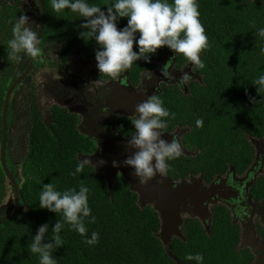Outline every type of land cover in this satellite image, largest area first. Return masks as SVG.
<instances>
[{
  "label": "trees",
  "instance_id": "obj_1",
  "mask_svg": "<svg viewBox=\"0 0 264 264\" xmlns=\"http://www.w3.org/2000/svg\"><path fill=\"white\" fill-rule=\"evenodd\" d=\"M33 1L41 16L38 0ZM108 2L89 0L101 7ZM198 2L200 20L209 40V47L200 53L206 66L204 69L193 67L197 77L186 88L166 84L159 96L164 106L176 114L174 120L169 118L167 130L177 126L185 128L182 141L188 151H195L169 161L167 174L176 179L201 174L209 182L217 175L226 174L232 166L238 174H244L256 161L253 140L264 139V103L254 104L250 100V97L261 100L264 96V91L260 96L251 83L264 73V55L259 53L264 38L253 35L257 28L264 26V0ZM44 4L42 45L50 42L55 45L60 40L67 47L78 44L86 55H94L96 42L79 38L78 25L82 20L77 14L68 10L54 13L51 0H44ZM28 8L24 0H8L0 5V143L5 95L21 57H7V41L12 38L9 21L22 13L33 15ZM126 24L127 18H121L118 27ZM171 54L170 49L162 47L152 55L151 63H134L128 69L133 81L138 82L141 71L154 68L158 60ZM175 60L180 68L190 64L183 54H177ZM31 85L28 104L24 107L16 100L14 106L17 125L28 129L24 141L20 133L18 147L22 154L10 168L13 173L17 166L21 168V211L0 222V264H38L37 256L30 255L26 247L30 234L35 235L40 225L48 223L47 235L53 237L51 228L63 219L60 213L39 207L42 185L52 182L60 191L71 187L78 190L82 180L91 189L89 206L96 217L95 223H88L86 218L87 235L90 238L93 231L98 232L99 242L86 245L84 238L65 224L60 233L63 245L54 252L58 264H197L186 260L189 253H202L203 264H256L253 248L241 245V224L234 220L225 204L214 206L210 229L199 217L185 216L182 237H172L170 254L158 235L162 227L160 213L152 204L142 207L138 194L130 189L127 181L118 179L110 187L106 174L95 172L92 165L86 166L83 173L71 176L77 159L81 160L79 154L94 150L92 141L79 132L78 120L65 108L54 104L49 108V118L46 117L40 101L44 91L41 83ZM10 107L11 104L9 110ZM198 118H203V127L196 126ZM16 138L17 135H11L7 152L14 153ZM8 179L0 159V205L5 200ZM251 195L254 201L264 203V169L253 182ZM261 222H257L256 229L264 241V219Z\"/></svg>",
  "mask_w": 264,
  "mask_h": 264
},
{
  "label": "clouds",
  "instance_id": "obj_2",
  "mask_svg": "<svg viewBox=\"0 0 264 264\" xmlns=\"http://www.w3.org/2000/svg\"><path fill=\"white\" fill-rule=\"evenodd\" d=\"M51 7L54 13L68 10L77 14L82 20L78 25L79 38L85 42H96V68L100 74L113 80L120 78L122 73L138 61L151 63L152 55L162 47H167L173 53L161 69V75L167 79H176L169 71V64L177 54H183L193 67L204 69L206 66L200 53L209 47V40L200 20L198 0H110L104 7L89 3V0H51ZM121 18H127V24L123 28L118 27ZM9 22L12 24V38L7 41V57H38L42 44L40 26L23 13ZM253 35L264 38V26L257 28ZM259 53L264 55V45L259 46ZM147 78L151 79V76ZM192 79L191 73L182 72L176 82L183 88ZM251 83L256 86L260 95L264 91V73L259 74ZM142 94L147 95V90L144 89ZM250 100L254 104H261L264 103V96H261V100L255 97H250ZM103 111L108 114L107 109ZM175 117L176 114L164 106L163 99L157 94L147 96L135 106L130 117L134 132L127 143L136 151L124 159L123 165L134 169L133 174L142 185L147 184L157 173L167 175L168 162L183 154L181 144L175 136H172L170 142L162 138L168 128L169 118L174 120ZM195 124L203 127V118L196 119ZM77 160L74 171L70 172L73 177L83 173L88 165L95 168L88 158ZM99 163L103 164L105 161L101 160ZM117 164V161H113V166ZM90 191L83 180L78 190L71 187L60 191L52 182L42 185L39 207L55 214L60 213L63 219L57 220L51 228L53 237L47 235L50 230L48 223L40 225L35 235L30 234L26 247L30 255L37 256L38 264H58L54 252L63 245L60 233L65 224L78 232L86 245L99 242L98 232L93 231L90 238L87 235L86 218L88 223L96 222L89 206ZM185 258L187 261H196L197 264L204 262L202 253H189Z\"/></svg>",
  "mask_w": 264,
  "mask_h": 264
},
{
  "label": "flooded vegetation",
  "instance_id": "obj_3",
  "mask_svg": "<svg viewBox=\"0 0 264 264\" xmlns=\"http://www.w3.org/2000/svg\"><path fill=\"white\" fill-rule=\"evenodd\" d=\"M39 18L41 19L40 15ZM56 42L57 43L55 45L54 43L51 42L47 43L46 44L47 46H43L42 44L40 45L41 47L40 55L33 59L30 70L25 75L24 79L20 82V84L15 88L14 91H16L17 88L19 87L18 91L16 93L13 91L14 94H12L11 103H10L11 104L10 109L12 111L8 110V139L6 146V161L8 154H9L10 166L12 165L11 163L14 160V159L10 160V157H13V154L7 152L8 151L7 147H8L9 139L11 138V135H13V131L19 128V126L16 123V120H14V115H13L16 100L19 101L24 107L28 104L29 102L28 87H31L32 86L31 84L33 83L39 85V83H37L39 81L35 79V76L38 75H42L46 79L44 80L45 84L51 86V87L49 86L50 88L46 90V94L48 95L49 99L53 97L56 98V102H52V103L49 102V104L47 103L46 105H44L42 99H40L41 106L43 108V114L49 118L50 116L49 108L54 104L65 108L68 111V113L72 114L78 120L77 128L79 132L92 141L91 145H93L94 150L91 153L79 154L81 160L86 156L96 155L102 150V147L104 145L111 147L112 150L115 149H117L118 151L129 150L132 153L136 151L133 148H129L127 143V139L134 132L133 125L130 122V117L133 114L134 110L131 112V114L125 113L122 110L123 107L122 103L124 102L123 101L124 92L126 91L125 87L126 86L132 88L140 87L144 75L146 74L151 75L157 71L158 72L161 71V69L164 66L163 64L167 63L168 58L172 56V54L164 60H158L157 65L154 68L141 71L138 82L133 81V75L130 74L129 70H126L124 73H122L120 78L116 80H113L111 77L107 75L100 74L99 71L95 72L93 75H90V78H86L83 77L82 75L83 74L82 69L88 71L89 68L87 63L89 62H87L86 64H84V66H82L79 60L82 58L86 61L92 60L95 58V54L91 56L86 55L84 51L78 47V44L67 47L60 40ZM30 61H31L30 58H26L25 56L21 55V57L17 62L16 69L14 70L15 73L14 77L19 76L25 69H27V67L30 65ZM40 68L43 69L46 68L47 70L46 72L40 71V73L37 74ZM169 71H171L172 76L175 77L176 79L172 80V79H167L165 77L161 78L158 81V86L156 90L157 92H155L154 94L159 95L163 93L164 86L166 84L178 85L176 81L180 78L181 75H178L176 73L189 72L192 74L193 79L197 77V73L194 72L193 66L191 64H187L180 68L177 66L175 58L172 65L169 66ZM53 76H57V77H53ZM179 87L182 88L181 86ZM184 88H186V85L182 89ZM80 92L82 93V96L77 97V94H79ZM77 106H79L81 110L76 108ZM104 109L108 110V114L104 113L103 111ZM84 125L85 127L83 129L82 127ZM184 130L185 128L177 126L173 130L170 131L166 130L165 134L170 136H177L176 138L179 140L181 147H184L186 150L185 154L187 155L189 153L194 154L195 151L192 152L188 151L182 141ZM26 131H28V129L24 125L21 128L23 141H24V133ZM262 155H263V148L257 149L255 163L259 161L258 160L259 156ZM119 161L121 162V160ZM105 163L111 164V159H107ZM255 163H253L252 166L249 167L246 170V172L242 175L238 174L235 171L234 167L232 166L230 168V171H228L224 175H217L213 180L209 182L204 177L202 180V186L209 187L212 181L218 178H222L226 181L233 173L234 179L236 180L234 187V192H235L234 197L238 199L237 204H230V203L222 202L220 200H216V201L212 200V201H208L207 207L210 210L213 219L214 206L221 203L227 205L231 210V214L234 220L239 222L243 228L242 237L244 236V231L246 229L245 222L250 220L253 224V227L256 229L257 222H259L260 219H264V203L263 202L258 203L253 200V197L251 195L252 185H249L248 187L247 197L251 196L252 197L251 202L252 203L255 202L258 206L255 208V211L251 214L246 209L245 206L246 200L241 197V192H240L241 189L239 188L240 186L239 182L244 181V179L248 176L250 170L252 169ZM11 167H14V165H12ZM263 169H264V165L263 167L260 168V171L256 173V178L258 177L259 174L263 172ZM94 170L97 173L104 172L106 174L105 170L98 171L96 167L94 168ZM15 172L16 170L14 171V173ZM14 175L17 176V173H15ZM157 175L159 174L157 173ZM198 176H201V174L191 175L187 178L181 177L179 179H176L173 175H169V174L163 177L172 180L173 183H180L185 180L189 181L191 180V178ZM156 177H154V179H156ZM121 178L127 181L130 185L129 180H127L123 176V172L119 170L116 181ZM17 179H19L18 176ZM151 183L152 182L150 180L147 183V185L148 184L150 185ZM257 215H260L261 218L258 219L259 217ZM181 216L182 218H184L185 216H191V215L187 212H183ZM256 236L262 242H264L257 235V229H256ZM241 245H244L243 241ZM254 249L255 251L254 250L253 251L256 254V259H257L256 261L261 263L262 260L264 262V257H263L264 250H260L259 248L256 247H254ZM258 253H261L262 255H258Z\"/></svg>",
  "mask_w": 264,
  "mask_h": 264
},
{
  "label": "water",
  "instance_id": "obj_4",
  "mask_svg": "<svg viewBox=\"0 0 264 264\" xmlns=\"http://www.w3.org/2000/svg\"><path fill=\"white\" fill-rule=\"evenodd\" d=\"M5 1L8 0H0V5ZM38 2L40 4L41 9V19L39 23V31L41 37L43 26L46 21V8L44 0H38ZM174 58L170 62L169 66L172 65V63L174 62ZM32 62L33 59H31L30 65L27 67V69H25L19 76L14 78L5 95L2 111L3 128L2 142L0 146V158L4 171L13 185L15 193V209L9 214L0 216V222L2 220L16 216L21 211L20 181L17 179V176L14 175V173L10 170L6 161V146L8 139V110L13 91L20 84V82L24 79L25 75L30 70ZM165 64L166 63H164L163 65ZM176 74L182 75V73ZM148 76L149 75L147 74L144 75L140 87H125L126 91L124 92V102L122 103L123 112L131 114V112L135 110V106L139 102H142L147 98V96H150L157 92L156 90L158 86V81L163 78V76L161 75V71H157L154 74H151V79H148ZM144 89L147 90V95L142 94L144 92ZM84 127L85 125L82 128L84 129ZM162 138L170 142L173 137L164 134ZM182 151L184 153L186 152L184 147H182ZM133 153L129 150H112L111 147L104 145L99 153L94 156H86L83 159H90L92 164L95 165L98 171H106V177L108 185L110 187H112L115 183L118 176V171L121 170L123 172V176L130 182V189L138 194V199L141 206L143 207L152 204L154 208L160 213L162 227L158 235L162 239L166 249L170 254H172V237H182L181 227L183 224V218L181 215L183 212H187L191 216L199 217L201 221L204 222L206 228L210 229L212 222V214L210 213V210L207 207L208 201L220 200L222 202L230 204H237L238 202V199L234 197V187L236 180L234 179L233 173L226 181L222 178H218L212 181L209 187L202 186V175L198 177H193L189 181L185 180L180 183H173L172 180L167 179L166 177L156 175V179L153 178L151 180L152 183L150 185H142L140 183L139 178L133 174L134 169L123 165L124 159L127 156L132 155ZM107 159H111V164L99 163V161L101 160L106 162ZM119 160H121V162ZM258 160L259 161L253 165L252 169L250 170L248 176L244 179V181L239 182V188L241 189V197L246 200L245 206L250 214L255 211V208L258 205L254 201V203L251 202V196L247 197L248 187L249 185H252L253 182L256 180V173L260 171V168L264 165L263 155L259 156ZM113 161L118 162L117 166H113ZM245 224L246 229L242 238L243 244L248 245L251 248L257 247L260 250H264V242H262L256 236V229L253 227L252 222L248 220L247 222H245Z\"/></svg>",
  "mask_w": 264,
  "mask_h": 264
},
{
  "label": "rangeland",
  "instance_id": "obj_5",
  "mask_svg": "<svg viewBox=\"0 0 264 264\" xmlns=\"http://www.w3.org/2000/svg\"><path fill=\"white\" fill-rule=\"evenodd\" d=\"M25 3H27L28 5V9L31 10V13L33 15L30 14V17H31V20L35 22V24H38L39 23V8L37 5H35V2L33 0H24ZM26 58H28L27 56H25ZM23 58V57H22ZM21 58V59H22ZM81 62V65L84 66V64H86L87 62V65H88V68H89V72L82 69L83 71V77H86V78H90V75H93L95 72H98V69L96 68V61H95V58L92 59V60H84L83 58L79 60ZM86 65V67H87ZM47 67V66H45ZM46 68L43 69V68H40L37 72V74L40 73V71L42 72H46ZM53 77H57V76H53ZM35 79L39 82L37 83H41V86L43 88V94L41 96V99H42V102L44 103V105H46L47 103L49 104L52 103V102H56V98H51L49 99L48 95L46 94V90L49 89L50 87L48 85L45 84L44 80H46L42 75H38V76H35ZM82 96V93L80 92L79 94H77V97H81ZM76 108H78L79 110H81V108L79 106H77ZM23 126H19V128L15 129L13 131V135H17V138L15 140V143H14V147H15V151L13 153V162L17 163L19 161V157L20 155L22 154L21 150L19 149L18 147V143H19V138H20V133H21V128ZM253 143L255 145V147L257 149H264V139L262 140H253ZM8 167L11 168V166L9 165V161H8ZM13 170V168H12ZM16 170V173H17V176L19 178V181L22 182L23 181V177H22V174H21V168L20 166H17L15 168ZM5 186H6V196H5V200L3 201V203L0 205V216H3V215H6V214H9L11 212L14 211L15 209V193H14V189H13V186H12V183L9 181V180H5ZM260 219L261 216L260 215H257ZM256 216V217H257ZM263 219H260V221H262ZM257 248V247H256ZM253 250L255 251V249L253 248ZM258 255H262L261 253H258ZM264 257V256H263ZM256 264H264V262L261 260V263L260 262H257L256 261Z\"/></svg>",
  "mask_w": 264,
  "mask_h": 264
}]
</instances>
